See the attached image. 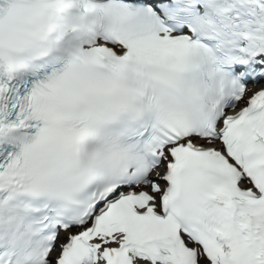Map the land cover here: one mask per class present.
Listing matches in <instances>:
<instances>
[{"label":"snow or ice","instance_id":"6c2138e0","mask_svg":"<svg viewBox=\"0 0 264 264\" xmlns=\"http://www.w3.org/2000/svg\"><path fill=\"white\" fill-rule=\"evenodd\" d=\"M0 264H264V0H0Z\"/></svg>","mask_w":264,"mask_h":264}]
</instances>
